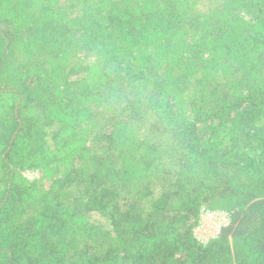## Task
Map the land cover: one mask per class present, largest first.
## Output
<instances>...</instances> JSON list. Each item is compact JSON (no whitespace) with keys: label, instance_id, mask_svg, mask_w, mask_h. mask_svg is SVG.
<instances>
[{"label":"trees","instance_id":"obj_1","mask_svg":"<svg viewBox=\"0 0 264 264\" xmlns=\"http://www.w3.org/2000/svg\"><path fill=\"white\" fill-rule=\"evenodd\" d=\"M0 264H264V0H0Z\"/></svg>","mask_w":264,"mask_h":264},{"label":"rangeland","instance_id":"obj_2","mask_svg":"<svg viewBox=\"0 0 264 264\" xmlns=\"http://www.w3.org/2000/svg\"><path fill=\"white\" fill-rule=\"evenodd\" d=\"M59 2H60V0H59ZM24 175H25V177H27L29 179L36 178V177L40 176V174L38 172H28V173L24 172ZM50 185H51L50 182L47 181L44 185V188L48 190ZM224 213H226V212H224V211H210V210H207V212L201 211L198 224L194 230V235L199 240H205L208 237H212V235L214 234V227H215L214 224L217 223V221L220 219V217H222V214H224ZM211 233H212V235H210Z\"/></svg>","mask_w":264,"mask_h":264},{"label":"built area","instance_id":"obj_3","mask_svg":"<svg viewBox=\"0 0 264 264\" xmlns=\"http://www.w3.org/2000/svg\"><path fill=\"white\" fill-rule=\"evenodd\" d=\"M205 211L207 212V210H203V212H205ZM227 223H228V221H227V214L224 213V214H222V217H220V219L217 221V223L214 224L215 225V227H214V234L212 235V233H211L210 235H212V237H215L219 233L220 229L222 227L226 226ZM208 238H210V237H208ZM207 239H205V241H207Z\"/></svg>","mask_w":264,"mask_h":264}]
</instances>
